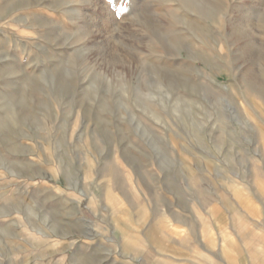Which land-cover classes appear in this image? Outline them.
I'll use <instances>...</instances> for the list:
<instances>
[{"label":"rangeland","instance_id":"obj_1","mask_svg":"<svg viewBox=\"0 0 264 264\" xmlns=\"http://www.w3.org/2000/svg\"><path fill=\"white\" fill-rule=\"evenodd\" d=\"M0 264H264V0H0Z\"/></svg>","mask_w":264,"mask_h":264}]
</instances>
